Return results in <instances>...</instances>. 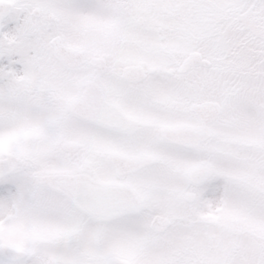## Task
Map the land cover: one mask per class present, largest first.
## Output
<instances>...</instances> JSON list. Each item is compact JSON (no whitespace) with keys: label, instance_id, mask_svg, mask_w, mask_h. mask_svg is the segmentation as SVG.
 Segmentation results:
<instances>
[{"label":"snow or ice","instance_id":"6c2138e0","mask_svg":"<svg viewBox=\"0 0 264 264\" xmlns=\"http://www.w3.org/2000/svg\"><path fill=\"white\" fill-rule=\"evenodd\" d=\"M0 264H264V0H0Z\"/></svg>","mask_w":264,"mask_h":264}]
</instances>
